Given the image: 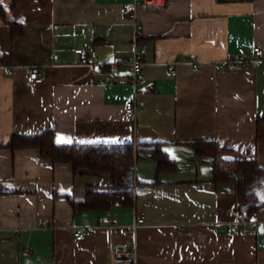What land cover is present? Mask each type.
<instances>
[{"label":"crops","instance_id":"0c3cea01","mask_svg":"<svg viewBox=\"0 0 264 264\" xmlns=\"http://www.w3.org/2000/svg\"><path fill=\"white\" fill-rule=\"evenodd\" d=\"M0 2V264H112L123 246H135L137 264H264V206L240 222L234 189L216 186L212 164L187 145L214 141L223 158L264 167L256 142L264 63L218 66L264 46V0H169L164 10L143 9L142 0ZM137 28L145 83L137 93L125 82L99 84L74 49L105 64L129 58ZM33 66L40 84L27 82ZM129 102L134 119L125 116ZM49 128L57 144L162 143L176 169L158 174L140 153L134 205L75 213L68 197L112 190L109 175L9 147L14 135ZM139 210L145 223L125 230Z\"/></svg>","mask_w":264,"mask_h":264},{"label":"trees","instance_id":"16d2710c","mask_svg":"<svg viewBox=\"0 0 264 264\" xmlns=\"http://www.w3.org/2000/svg\"><path fill=\"white\" fill-rule=\"evenodd\" d=\"M4 13L0 2V16L4 17ZM17 26L11 23L13 33L21 31V28L16 29ZM256 142H264V117L257 120ZM187 145L200 158L212 164V181L216 186H231L234 189V214L240 222H250L257 210L264 206V167L256 159L223 158L214 141H193ZM9 147L12 150L35 148L43 158L53 163L69 164L74 170L89 169L108 174L112 190H89L83 201L68 197L75 213L83 210L102 212L117 206L134 205L135 167L140 153H150V157L157 162L158 174L173 172L177 165V160L164 151L162 143L57 144L51 128L36 134L14 135Z\"/></svg>","mask_w":264,"mask_h":264},{"label":"built area","instance_id":"2783aa9c","mask_svg":"<svg viewBox=\"0 0 264 264\" xmlns=\"http://www.w3.org/2000/svg\"><path fill=\"white\" fill-rule=\"evenodd\" d=\"M169 0H142L141 7L146 10H164L168 8ZM143 36V31L140 28L135 30L133 38V54L129 58L119 59L110 63H101L97 56H90L85 48L77 47L74 52L79 56L80 63L84 66L90 67L94 75L98 77V83L105 85L107 83L125 82L132 86L134 92H138V86L145 83L143 75L144 71V55L138 50L140 38ZM178 61L170 62L169 67L173 68ZM258 63H264V46L256 45L252 48L251 58H244L241 55H234L226 60L218 63L219 67L225 68H239L255 66ZM194 68L199 67V63L195 60L191 61ZM44 80L42 72L38 67H31L27 71V82L31 85L40 84ZM138 107L134 102H129L125 105V116L134 119ZM146 220V213L139 210L135 214L134 222L125 226V230L135 231L140 225L144 224ZM99 221L105 223L106 219L100 217ZM117 222L116 218H111V224ZM46 225V224H44ZM222 228H228L225 224H220ZM231 229V228H230ZM77 240H83L86 237V230H77L74 232ZM137 252L135 246H123L116 253L112 264H137Z\"/></svg>","mask_w":264,"mask_h":264}]
</instances>
